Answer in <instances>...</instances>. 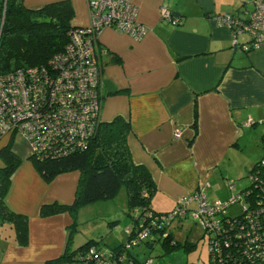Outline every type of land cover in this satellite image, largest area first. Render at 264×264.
<instances>
[{"label":"crops","instance_id":"crops-1","mask_svg":"<svg viewBox=\"0 0 264 264\" xmlns=\"http://www.w3.org/2000/svg\"><path fill=\"white\" fill-rule=\"evenodd\" d=\"M57 1L24 0V5L39 9ZM69 1L72 26L87 25L86 0ZM253 1L133 0L138 21L148 27L144 37L135 40L112 28L100 35L101 121L121 116L130 123L131 158L150 172L156 186L150 207L156 212L171 211L204 183L210 200H226L248 185L240 186L239 180L252 167L264 136V48L240 50L248 44L247 34L238 35L235 45L231 30L218 25L216 17L247 19ZM161 7L172 12L177 24L160 17ZM10 141L20 163L6 202L28 217V243L18 244L13 226L0 219V264H44L64 254L73 220L66 212L43 217L40 209L72 203L80 174L62 173L46 182L28 142L9 134L0 149ZM134 252L142 260L146 255L141 248Z\"/></svg>","mask_w":264,"mask_h":264},{"label":"built area","instance_id":"built-area-1","mask_svg":"<svg viewBox=\"0 0 264 264\" xmlns=\"http://www.w3.org/2000/svg\"><path fill=\"white\" fill-rule=\"evenodd\" d=\"M86 5L87 25L74 27L64 49L47 64L0 74V141L9 134L22 136L29 144L30 157L38 161L84 149L101 122L99 41L103 30L112 28L135 40L148 32L138 21L133 0H86ZM253 5L247 19L230 14L216 17L218 25L231 30L235 45L238 35L247 34L248 44L239 46L242 51L264 48V0H254ZM159 12L162 19L177 24L168 8L161 7ZM179 135L177 128L174 136ZM248 181L246 188L226 200L208 199L209 184L204 183L169 212L136 210L134 227L127 229V240L120 247L90 245L69 254L62 264H132L129 250H137L146 240L153 245L168 236L172 224L187 217L201 227L202 236L207 235L213 264H240L239 258L264 264V161ZM236 203L241 210L231 215L228 208ZM151 262L149 258L143 264Z\"/></svg>","mask_w":264,"mask_h":264},{"label":"trees","instance_id":"trees-1","mask_svg":"<svg viewBox=\"0 0 264 264\" xmlns=\"http://www.w3.org/2000/svg\"><path fill=\"white\" fill-rule=\"evenodd\" d=\"M73 17L74 9L69 0L48 3L39 9L27 8L24 0H0V74L47 64L48 60L55 53L62 51L67 44L69 33L74 28L71 23ZM129 133L130 123L117 116L108 122L101 121L84 149L52 160L38 161L32 158L36 170L46 182L62 173L78 171L80 174L73 202L43 205L40 209L41 216L66 212L74 218L80 207L91 202L114 198L122 185L126 189L129 216L133 220L130 228H133L136 222L134 219L136 210L140 213L145 209L156 214L166 213L156 212L150 207L156 186L148 169L132 161L127 142ZM261 148L264 150V136L261 139ZM0 160L3 164L0 167V219L13 226L18 244L26 245L28 217L12 210L6 202L11 176L20 163V158L11 150V141L0 149ZM262 161L264 156L248 170L247 178L261 166ZM74 226L73 221L69 227L64 254L47 260L44 264H62L69 254L78 250L90 245L101 247L98 241L90 239L77 249H69ZM155 242L161 243L164 254L177 249L189 252L195 246L192 242L182 245L170 232L167 237ZM144 243L146 248H153L150 247L149 240ZM128 255L134 260L132 264H143L149 259L147 257L139 259L134 250H129ZM237 262L250 264L244 258H239ZM187 264L194 263L188 261ZM208 264H213L210 255Z\"/></svg>","mask_w":264,"mask_h":264},{"label":"rangeland","instance_id":"rangeland-1","mask_svg":"<svg viewBox=\"0 0 264 264\" xmlns=\"http://www.w3.org/2000/svg\"><path fill=\"white\" fill-rule=\"evenodd\" d=\"M258 146L259 148L255 149L258 152V156L252 164L264 156L261 141H259ZM243 156L244 154H241L240 158ZM246 182L248 184L246 176H243L239 180V185L242 186ZM240 210V203L233 204L228 208V212L231 215H237ZM128 213L129 207L124 185L120 187L114 198L91 202L80 207L74 218L67 213L72 220L74 219L73 221L75 223L70 237L69 249H77L90 239L98 241L102 248L111 247L120 242L124 243L127 240L126 227L131 224L132 220V217L128 216ZM183 222L182 227L171 226L170 229L175 240L182 245L186 242L195 244L191 251L185 253L183 249H177L169 254H164L160 242H155L151 249L146 248V245L141 243L138 249H145L146 255L140 257L143 258L145 256L144 258H151V264H185L187 259L195 264H208L209 251L207 235L202 236L201 227L193 223L191 217H187ZM134 251L136 250L134 249Z\"/></svg>","mask_w":264,"mask_h":264},{"label":"clouds","instance_id":"clouds-1","mask_svg":"<svg viewBox=\"0 0 264 264\" xmlns=\"http://www.w3.org/2000/svg\"><path fill=\"white\" fill-rule=\"evenodd\" d=\"M151 245H152V244H151ZM151 247H153V245H152Z\"/></svg>","mask_w":264,"mask_h":264},{"label":"water","instance_id":"water-1","mask_svg":"<svg viewBox=\"0 0 264 264\" xmlns=\"http://www.w3.org/2000/svg\"><path fill=\"white\" fill-rule=\"evenodd\" d=\"M152 245H150V247H151Z\"/></svg>","mask_w":264,"mask_h":264}]
</instances>
